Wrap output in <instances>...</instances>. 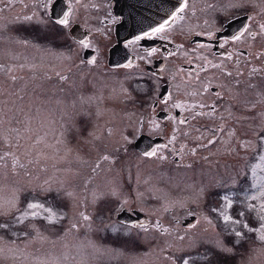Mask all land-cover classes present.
<instances>
[{
    "label": "rangeland",
    "instance_id": "374dc122",
    "mask_svg": "<svg viewBox=\"0 0 264 264\" xmlns=\"http://www.w3.org/2000/svg\"><path fill=\"white\" fill-rule=\"evenodd\" d=\"M15 1L19 6L0 9V223L9 225L0 230V264H183L184 259L189 264H264V242L257 233L235 226L245 233L238 238L212 211L221 209L224 202L217 201L228 196L230 215L259 226L256 213L245 211V205L255 203L246 200L256 194L252 186L264 183V169L256 167L264 163L259 160L264 91H254L244 76V107L259 122L245 119L239 144L231 128L185 126L173 137L182 149L177 164L172 151L171 161L141 156L130 145L139 120L151 113L155 80L143 74L141 64L110 68L100 57L79 70L62 71L59 62L50 67L60 57L69 66L78 56L77 46L68 41L60 48L11 35L13 20L43 21L38 8L30 9L33 0ZM47 67L59 75L47 73ZM183 87L177 83L178 97ZM231 153L242 159L233 161ZM214 190L219 197L208 199ZM33 201L52 206L61 218L50 223L29 216L18 222ZM132 208L144 214L143 222L116 218L120 210ZM190 214L197 217L195 226L185 228L182 221Z\"/></svg>",
    "mask_w": 264,
    "mask_h": 264
},
{
    "label": "flooded vegetation",
    "instance_id": "af4514ba",
    "mask_svg": "<svg viewBox=\"0 0 264 264\" xmlns=\"http://www.w3.org/2000/svg\"><path fill=\"white\" fill-rule=\"evenodd\" d=\"M125 2L127 0H33L30 9L33 11L36 7L42 12L41 24L37 20H13L8 24V30L16 37L34 38L46 44L54 43L60 48L68 41L75 44L79 53L69 66L65 57L59 60L54 58V66H50L55 67L59 62L63 66L62 71L72 66L79 70L84 62L90 64L87 61L93 57L95 62L100 57L110 68L126 67L132 62L141 64L143 74L156 82V98L151 101V113L139 120L140 130L130 145L141 156L157 146L167 145L158 150L157 156L171 161L168 154L172 151V162L177 164L182 149L175 145L173 137L180 127L185 126L214 128L217 131L231 128L236 133L235 143L239 144L245 119L250 118L251 123L259 122V116L255 114L254 119L253 110L244 107L247 105L243 94L247 84L245 75L249 77L254 91H264V35L260 34L259 27L264 24V0H188L182 17H177L164 32L140 40H136L135 36L122 41V49L129 60L120 65H111V50L119 41L117 27L123 17L120 9ZM12 3L20 4V1L0 0V9L9 10L19 6ZM22 3L24 9H29L27 3ZM45 4L47 7H44ZM69 8L70 23L67 26L59 25L56 21ZM246 25L250 32L257 34L255 38L245 33L239 41H233L231 37ZM73 28L76 37L72 35ZM81 39L86 40L89 47H81ZM101 43L110 44L103 47ZM153 48L158 51L149 56L148 52ZM86 49L91 50L90 58L84 57ZM50 67L46 68L47 73L56 75L58 69L52 70ZM253 69L260 71L253 73ZM177 83H181L185 89L180 97L175 88ZM177 104L180 107H174ZM222 108H225L224 114L221 113ZM182 120L185 123H181ZM141 135L147 138V145H141L138 149L135 142ZM229 156L235 162L242 159L233 153ZM183 161L187 163L186 159ZM193 163L196 161H189V164ZM214 194L219 197L218 191L214 190L208 199ZM260 253L258 251L259 257Z\"/></svg>",
    "mask_w": 264,
    "mask_h": 264
},
{
    "label": "snow or ice",
    "instance_id": "6c2138e0",
    "mask_svg": "<svg viewBox=\"0 0 264 264\" xmlns=\"http://www.w3.org/2000/svg\"><path fill=\"white\" fill-rule=\"evenodd\" d=\"M44 7H47V4H45ZM187 7H188V0H183V3L180 5L179 8L176 9V12L173 15H171L169 17V19L165 20L158 27L153 28L151 30V32H145V33H143V36H137L135 39L140 40L142 38H146V37H149L151 35H156V34L164 32L166 28L171 27V24L175 22L177 17H182V14ZM70 11H71V8H69V11L65 12L62 15V17L60 19H58L56 22L59 25L67 26L70 23V21H69ZM25 19L30 20L31 17H26ZM248 19H252V18L249 17ZM259 27H260V34L264 35V24L259 25ZM245 33H247V35H249L253 38H255V36L257 35L256 33L250 32L248 30V26L246 25L237 34L233 35L231 37V39L233 41H239L245 35ZM134 42L135 41H130L129 43H134ZM24 43L27 44L28 41H24ZM79 43H80L81 47H83V48L89 47L88 42L84 39H81L79 41ZM221 47H223V45H221ZM157 51H158L157 49L153 48L148 52V55L151 56L154 52H157ZM87 62L90 64L95 63V58L93 57L92 59H89ZM128 66L130 67L131 65H128ZM0 67H2V66H0ZM9 71H10V69H9ZM252 71H253V73H258L260 70L259 69H253ZM57 75H59V74H57ZM229 75H231V73H229ZM12 79H15V77H12ZM60 79L61 80H67V77L66 76H60ZM237 83H239V82H237ZM174 107H180V105L177 104V105H174ZM201 107H203V106H201ZM253 107H255V105H253ZM181 123H185V121L182 120ZM259 140H260L261 144H264V136H260ZM212 142L213 141H209V143H212ZM36 143H40V140L38 139L36 141ZM245 143L246 142H242V146H244ZM161 147L166 148L167 145L157 146L156 148H153L151 151L144 152L143 155L147 158L155 157V156H157L158 150ZM193 152H195V149H193ZM165 158L166 157L160 156V159H165ZM0 159H2V157H0ZM104 159H108V157L105 156ZM259 160L261 162H264V153H262L260 155ZM256 167L264 169V163H258L256 165ZM252 187L254 189H256V194L246 197V200L254 201L255 203H251V202L247 203L245 205V211H247L249 213H256V219L259 221L258 227L252 228L249 226L247 221H245L243 219H236L228 213L227 209H230L232 207V204H233V200L231 198H229L228 196H224L221 198L222 201L224 202L221 206V209H213L212 211L216 212L218 214V218L221 219L225 225L232 226V231L236 237L243 238V236L245 235V233L243 231H236L235 226H240L242 229H246L247 232L257 233L258 240L261 242H264V183H260L258 185L254 184ZM47 191H50V189H47ZM56 195L59 196L60 193L57 192ZM68 195H71V194L68 193ZM13 207H15L14 203H13ZM245 211H241L239 213L241 218H243L245 216ZM29 216H31L33 218L43 216V218L45 220H48L50 223L58 221L61 218L60 216L57 215L56 211H54L52 206H46L45 203H41L39 201L29 202L27 204V210L25 212H23L21 214V216L17 218V220H18V222H22L23 219H26ZM83 219L88 220L89 217L83 216ZM194 226H195L194 224L189 225V227H194ZM8 227H9V225L7 223H0V230H6ZM72 227L75 228L76 225H73ZM181 239H182V237H181ZM217 243H218V246L222 248V250L228 251V252L231 251L230 248H225L223 246L222 242H217ZM183 264H189V260L184 259Z\"/></svg>",
    "mask_w": 264,
    "mask_h": 264
},
{
    "label": "water",
    "instance_id": "95a60500",
    "mask_svg": "<svg viewBox=\"0 0 264 264\" xmlns=\"http://www.w3.org/2000/svg\"><path fill=\"white\" fill-rule=\"evenodd\" d=\"M182 3L183 0H127V2L123 3L124 7L120 9V13L123 16L122 21L117 27L119 41L112 47L109 59L110 64L120 65L129 60L128 54L122 49V41L151 31L153 28L159 26L165 20L169 19ZM71 32L72 35L76 37L75 28H73ZM90 56L91 50L86 49L84 51V57L90 58ZM146 140L147 138L145 136H139L135 142V146L138 149L141 148V145L145 147L147 145V143H145ZM144 217V214L136 209L130 211L123 209L116 214L118 220L129 224L142 222ZM195 221V216L190 215L182 222V225L189 227V225H193Z\"/></svg>",
    "mask_w": 264,
    "mask_h": 264
}]
</instances>
